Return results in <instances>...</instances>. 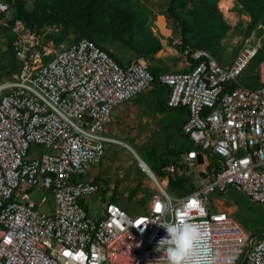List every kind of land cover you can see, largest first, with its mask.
<instances>
[{"label": "built area", "instance_id": "2783aa9c", "mask_svg": "<svg viewBox=\"0 0 264 264\" xmlns=\"http://www.w3.org/2000/svg\"><path fill=\"white\" fill-rule=\"evenodd\" d=\"M0 14L9 27L12 14L2 2ZM45 30L35 36L21 21L9 30L20 67L0 83V264H264V238L253 244L234 217L211 209L206 198L234 187L264 207V60L257 88L238 81L260 40L230 66L185 47L191 69L158 77L168 90L166 107L186 110L180 132L194 148L163 166L164 177L192 178L190 170L209 157L216 168L196 176L191 193L172 199L139 164L157 191L146 213L131 216L109 200L91 218L80 201L102 185L86 175L103 162L107 143L122 146L106 136V125L154 78L147 62L121 66L86 38L44 44ZM228 83L235 87L226 90ZM45 205L48 212L40 211Z\"/></svg>", "mask_w": 264, "mask_h": 264}, {"label": "rangeland", "instance_id": "374dc122", "mask_svg": "<svg viewBox=\"0 0 264 264\" xmlns=\"http://www.w3.org/2000/svg\"><path fill=\"white\" fill-rule=\"evenodd\" d=\"M223 1L224 0H220L217 6L221 9L222 15L231 29L222 43L224 47L223 57L225 59L222 60V65L230 66L233 61L231 60V57L238 50L240 51L242 48L247 46H253V43L258 41V38L256 37L258 34L264 37V24L262 22L258 23L255 28L250 30L248 36H245L246 39H244L243 36L245 34V30L249 26V16L245 12H238L237 9H235L236 7L240 9L239 6L235 7L236 0H232V4L228 10L223 7ZM169 2L170 0H130L126 4H117L118 7L122 9H128L137 15L136 22L140 23L141 25L140 30H135L133 33L135 42L137 44L146 34H152L159 40L162 46L160 54H158L160 57H153L151 60H185V58L182 56V53L179 51L180 26L169 15H167ZM179 3L180 1H177L176 5ZM185 10H190L188 2ZM161 18L164 20V22ZM164 26L168 31L164 29ZM257 29H260L261 31H257ZM50 33L53 36H56V34H59V31L57 27H49L45 30V34L50 35ZM10 37L12 36L9 31L0 32L1 67L3 64L5 65L8 62V60H6L7 58L4 51L8 48V38ZM72 39L73 36L68 35L65 38L64 43H70L72 42ZM102 46L115 55L123 63L135 62L134 60H136V53L128 50L126 45L123 43L108 41L104 42ZM52 57L53 55H50L48 58H43V63L52 59ZM175 65L176 63L173 66L168 67V69H164V71H175ZM1 71L2 70L0 69V83L7 78L2 76ZM252 72L253 71L251 68L248 69L244 75L238 77V81L242 85L245 83L249 84V80L251 79L250 77L247 78L246 76L253 74ZM153 94V100H147L148 103L153 107L155 106L158 112L171 113V111L165 109L163 105H161V97L157 96L154 92ZM148 95L149 97H152V94ZM159 95L162 96L161 93ZM170 117H172V115L167 114L164 118L156 119V124L159 127H166V131L156 129L153 132L154 136L150 139L151 144L146 143L129 145L137 154L138 158L146 164V166L159 180L165 179L163 175L166 174L161 175L159 173L160 170L158 166L162 161V154H167L166 152L169 150L170 143L173 145L170 153L173 154L181 153L184 151V149L192 147L181 134H179L174 128H171ZM124 148L126 149H122V151L119 153L121 166H118V168L113 169V172H111V179L107 183L108 190L106 188V191L110 192L111 197H113L109 200H113V202L121 209L126 211L127 214L131 216L142 215L146 213L151 197L153 194H156L157 191H155L154 187L151 185L148 177L141 172L139 161L135 156V153L127 147ZM30 149L32 151H36L39 155H42L46 152L42 147H31ZM169 156L174 157L171 154ZM200 166H202V163L198 161V168ZM198 168L190 171L194 172L195 177L199 175L205 176V172ZM210 169L211 168H208L206 171L208 172ZM167 176L170 178L169 175ZM195 177L184 178L185 180H183V186L181 185L178 187H174L172 185V180H169V185L166 187V192L172 197V199H178L179 197L189 194L190 190L192 192L195 188L193 184L195 182ZM86 178H90V173L86 175ZM139 183H141V185H139ZM103 197V191H100L98 194L80 201L81 204H88L90 207L89 215L91 218H98L103 214ZM40 198V194H35L32 199L36 204H38ZM206 198L211 209L224 210L229 215L234 217L240 223L242 228L254 238L255 241L253 240V244L256 242V240L264 238V207L251 202L234 187L227 189L225 193L221 194L209 193ZM48 204L52 205V201L50 200ZM40 211L48 212L47 205L43 206Z\"/></svg>", "mask_w": 264, "mask_h": 264}, {"label": "trees", "instance_id": "16d2710c", "mask_svg": "<svg viewBox=\"0 0 264 264\" xmlns=\"http://www.w3.org/2000/svg\"><path fill=\"white\" fill-rule=\"evenodd\" d=\"M129 1L0 0V3H5L8 6L12 14V18L8 21L10 26L7 28L1 24L4 16L0 14V32H8L15 21L24 23L29 32L35 36H42L43 31L49 27H57L59 34H56V36H53L51 33L50 35L46 34L43 38L45 43L48 41L53 42L55 45L64 43L68 35L73 36L72 42L86 38L105 50L119 65L122 66L129 63L121 62L115 55L102 46L104 42L115 41L125 44L128 50L136 53L135 62L138 59L149 61L161 51L162 46L159 40L152 34L144 35L138 44L135 42L133 33L135 30H140L141 28L140 23L136 22L137 15L128 9H122L117 6L118 3L126 4ZM177 1H180L178 5H176ZM219 1L170 0L167 15L180 26L179 51L181 53L185 47H188L191 52L195 50L208 52L220 64H222V60H225L223 57L224 47L222 43L231 27L224 19L221 9L217 6ZM187 2L190 10L186 11L185 7ZM235 3V7H240V9L238 7L235 9L238 12H245L250 18L249 26L243 36L246 39L245 36H248L252 28H255L260 22L264 24V0H236ZM257 31L261 30L257 29ZM256 37L260 40V48L251 60L248 68L244 71V74L250 68L253 71V74L246 76L251 79L249 80V84H244V86L251 89L257 88L258 86L256 71L258 65L264 60V37L260 36V34ZM238 52L239 50L231 57V60L236 57ZM4 53L6 54V60L8 62L5 65L3 64L2 67L0 66V69L2 70V76L4 78L7 77L4 81H7L11 74L16 72L20 67V62L18 63L12 48V37L8 38V48ZM188 61L192 67L196 65V62L189 57ZM190 69L188 67L185 72ZM148 70L154 78L152 87L158 92L161 91L162 96H166L168 91L160 85L158 77L160 74L168 72L164 71V69L160 70V68L149 67V65ZM225 87L226 90H230L235 85L228 83ZM163 156L165 154H162V158ZM209 159L215 162L217 161L214 157H209ZM169 162H166L164 166ZM216 165L217 163L213 166ZM169 180H172L174 187H178L183 186V180L185 179L177 177L169 178ZM110 202L114 203L113 200H110Z\"/></svg>", "mask_w": 264, "mask_h": 264}, {"label": "crops", "instance_id": "0c3cea01", "mask_svg": "<svg viewBox=\"0 0 264 264\" xmlns=\"http://www.w3.org/2000/svg\"><path fill=\"white\" fill-rule=\"evenodd\" d=\"M164 29L167 30L165 26H164ZM165 37H168V36H165ZM158 54H160V52L157 53L155 57H160L158 56ZM157 59H160V58H157ZM149 61H147L149 67L160 68V70L166 69V68L168 69V67L173 66L175 63H176L175 71L173 72H178V71L183 72L188 68V65L186 66V60H178V61L177 60H149ZM153 92L157 96L161 97V104L163 105L165 109H168L165 106L167 95L166 96L159 95L161 91L158 92L152 87L149 90L143 92L146 94H142V93L139 94L135 98L122 103L113 111L110 117V121L106 125V136L108 138L121 142L122 145H127L128 149L134 152V150L129 145L146 144V143L151 144L150 139L154 136L153 132L156 129L166 131V127H159L156 124V119L164 118L167 114L172 115V117H170L171 128H174L179 134H181L180 126L186 120V117H187L186 110L178 108V109H168L169 111H171V113L158 112L156 110V107L155 106L153 107L147 101L149 99L153 100V97H154ZM148 94H152L151 95L152 97H149ZM182 136L187 140V142L192 147L184 149V151H182L181 153L171 154L169 152H171L173 145L170 143L171 148L169 146V150L166 152L167 154L163 156L162 161L160 162V165L158 166L160 170L159 173L161 175H163V172L161 171V167L164 166L166 162L170 161L168 163L170 164L172 163V161H181L188 151L194 149L193 145L188 140V138L185 137L184 135ZM105 147L106 149H105V155L103 158V162L99 166L93 167L89 172L90 173L89 179L102 185L101 191H103V195H104V197L102 198L103 202L113 198L111 197V193L106 191V188L108 190L107 183L111 179L110 174L111 172H113V169H116L118 168V166L119 167L121 166V159L119 158V153L122 151V149H126L118 144H112V143H107ZM170 154L174 157L169 156ZM135 156L139 160L136 153H135ZM199 162L202 163V166H200L198 169H202L206 175H208V173L210 174L212 172V169L216 168L213 165H215L217 161L215 162L213 160H210L209 158L206 159L204 164L202 161H199ZM208 168H211V169L210 171L207 172L206 170ZM168 180L169 179H166V178L161 179V181L164 182L163 185L166 187L168 186ZM139 185H141V183H139ZM151 185L153 186L152 183ZM86 209L89 213L90 207L88 206V204L86 205Z\"/></svg>", "mask_w": 264, "mask_h": 264}, {"label": "bare ground", "instance_id": "6f19581e", "mask_svg": "<svg viewBox=\"0 0 264 264\" xmlns=\"http://www.w3.org/2000/svg\"><path fill=\"white\" fill-rule=\"evenodd\" d=\"M231 4H232V0H224V1L222 2L223 7H224L225 9H227V10L230 8ZM162 24H163V23H162ZM122 147H127V148H128L127 145H122ZM138 161H139V164H140L141 166L144 167L145 171H147L145 165L142 164V163H144V162H142L140 159H139ZM148 171H149V170H148ZM151 173H152V172L149 171V175H151ZM163 183H164V182H163ZM163 183H162L161 181H158L159 186L162 187V188L164 187Z\"/></svg>", "mask_w": 264, "mask_h": 264}, {"label": "clouds", "instance_id": "9594fccd", "mask_svg": "<svg viewBox=\"0 0 264 264\" xmlns=\"http://www.w3.org/2000/svg\"><path fill=\"white\" fill-rule=\"evenodd\" d=\"M10 32V31H9ZM12 36V35H11ZM49 42V41H48ZM48 42H44L43 41V43L44 44H47ZM51 42V41H50ZM53 43V42H52ZM55 45V44H54ZM137 61H141V60H137ZM143 61H145V62H147V60H143ZM147 65H148V62H147ZM183 72H185V71H183ZM168 73H174V72H168ZM163 74V73H162ZM152 88V87H151ZM165 88V87H164ZM168 91V90H167ZM168 95V94H167ZM167 98V97H166ZM166 106V105H165ZM145 166H146V164L145 163H143ZM147 167V166H146ZM151 171V170H150ZM152 172V171H151ZM193 177H194V175H193ZM169 181V180H168ZM162 182V181H161ZM163 183V182H162ZM191 193V192H190ZM188 195V194H187ZM186 196V195H185ZM150 204V203H149Z\"/></svg>", "mask_w": 264, "mask_h": 264}]
</instances>
